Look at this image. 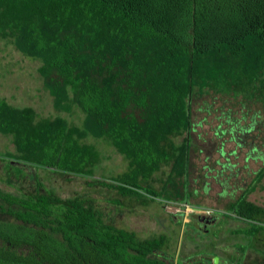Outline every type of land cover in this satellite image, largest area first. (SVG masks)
Wrapping results in <instances>:
<instances>
[{
  "label": "trees",
  "instance_id": "1",
  "mask_svg": "<svg viewBox=\"0 0 264 264\" xmlns=\"http://www.w3.org/2000/svg\"><path fill=\"white\" fill-rule=\"evenodd\" d=\"M0 38L39 60L55 110L83 113L74 124L0 97V133L13 145L4 155L92 176L101 156L85 139L102 138L127 167L91 183L143 204L169 197L167 181L186 172L188 137H173L189 129L194 91L264 104V0H0ZM164 166L156 188L150 180ZM263 170L264 162L255 181ZM254 184L227 205L246 223L232 229L249 239L245 247L264 234V206L246 198ZM0 213L13 219L0 221V264H184L168 258L164 233L139 237L78 194L0 188Z\"/></svg>",
  "mask_w": 264,
  "mask_h": 264
},
{
  "label": "rangeland",
  "instance_id": "2",
  "mask_svg": "<svg viewBox=\"0 0 264 264\" xmlns=\"http://www.w3.org/2000/svg\"><path fill=\"white\" fill-rule=\"evenodd\" d=\"M39 63L20 53L9 39L0 38V97L15 106H31L38 116L59 114L70 123L80 124L83 113L78 107L70 112L54 109L37 72ZM189 107V129L173 137L176 143L188 137L186 172L167 181L169 197L158 196L143 204L112 187L92 184L93 177L109 180L127 167V160L111 144L92 136L85 141L95 145L101 158L88 176L14 162L4 155L13 152L10 137L0 133V188L14 194L38 189L53 191L61 198L81 195L117 227L132 229L139 237L164 233L168 258H181L184 264L214 253L222 257L241 255V264H264V234L253 238V247H245L249 239L232 229L246 223L227 209L228 203L252 183L246 198L264 206V170L258 181L254 179L264 162V104L240 94L205 89L191 94ZM167 171L164 166L155 172L150 183L158 188ZM186 192L190 193L187 202L182 199ZM199 211L214 215L204 231L198 230L194 215ZM227 213L229 217L224 216ZM1 220L13 219L0 213ZM16 250L26 249L20 246Z\"/></svg>",
  "mask_w": 264,
  "mask_h": 264
},
{
  "label": "flooded vegetation",
  "instance_id": "3",
  "mask_svg": "<svg viewBox=\"0 0 264 264\" xmlns=\"http://www.w3.org/2000/svg\"><path fill=\"white\" fill-rule=\"evenodd\" d=\"M196 213V212H195ZM195 215V218L196 220L198 221V230L200 231H204L206 230L207 228L205 227V225H209L211 222H213L214 220V215L210 212H207L205 211L204 213L199 211L197 212ZM198 215V216H196ZM229 217V216H227ZM15 220V219H14ZM196 222V221H195ZM195 226V224H194ZM195 228V227H194ZM216 253H214L212 256H214ZM220 259L222 260H226L232 264H235V262H237V257L236 255H229V257H222V256H219L217 255ZM207 256H201L199 257V259H193L192 262H197L198 264H213L212 261H211V256H208L210 257L209 259L206 258ZM236 264H241L240 262L239 263H236Z\"/></svg>",
  "mask_w": 264,
  "mask_h": 264
},
{
  "label": "water",
  "instance_id": "4",
  "mask_svg": "<svg viewBox=\"0 0 264 264\" xmlns=\"http://www.w3.org/2000/svg\"><path fill=\"white\" fill-rule=\"evenodd\" d=\"M196 216H198V215H196ZM206 258L209 259L210 257H206ZM211 261L213 264H232L226 260L220 259L217 255L212 256Z\"/></svg>",
  "mask_w": 264,
  "mask_h": 264
},
{
  "label": "built area",
  "instance_id": "5",
  "mask_svg": "<svg viewBox=\"0 0 264 264\" xmlns=\"http://www.w3.org/2000/svg\"><path fill=\"white\" fill-rule=\"evenodd\" d=\"M190 214H191V212H190Z\"/></svg>",
  "mask_w": 264,
  "mask_h": 264
}]
</instances>
